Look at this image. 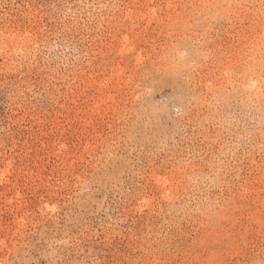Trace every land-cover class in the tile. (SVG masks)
Instances as JSON below:
<instances>
[{
    "label": "rangeland",
    "instance_id": "1",
    "mask_svg": "<svg viewBox=\"0 0 264 264\" xmlns=\"http://www.w3.org/2000/svg\"><path fill=\"white\" fill-rule=\"evenodd\" d=\"M0 264H264V0H0Z\"/></svg>",
    "mask_w": 264,
    "mask_h": 264
}]
</instances>
